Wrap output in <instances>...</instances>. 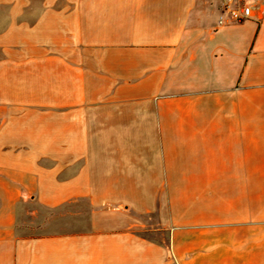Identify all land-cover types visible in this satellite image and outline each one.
Listing matches in <instances>:
<instances>
[{
  "label": "crops",
  "instance_id": "0c3cea01",
  "mask_svg": "<svg viewBox=\"0 0 264 264\" xmlns=\"http://www.w3.org/2000/svg\"><path fill=\"white\" fill-rule=\"evenodd\" d=\"M29 1L0 34V264H264V16Z\"/></svg>",
  "mask_w": 264,
  "mask_h": 264
},
{
  "label": "built area",
  "instance_id": "2783aa9c",
  "mask_svg": "<svg viewBox=\"0 0 264 264\" xmlns=\"http://www.w3.org/2000/svg\"><path fill=\"white\" fill-rule=\"evenodd\" d=\"M218 27L259 22L264 16V0H220Z\"/></svg>",
  "mask_w": 264,
  "mask_h": 264
},
{
  "label": "rangeland",
  "instance_id": "374dc122",
  "mask_svg": "<svg viewBox=\"0 0 264 264\" xmlns=\"http://www.w3.org/2000/svg\"><path fill=\"white\" fill-rule=\"evenodd\" d=\"M44 2V1H43ZM43 2L39 4L42 5ZM30 1L29 0H0V34L7 33L14 30V26L18 25L20 18H29L30 13ZM61 11V10H60ZM45 14L49 13V10H44ZM16 16H19L18 19H15ZM24 16V17H22ZM60 18H63V13L60 12L57 14ZM32 17V16H31ZM13 18L14 20H11ZM53 30H58L56 25H53ZM11 39H3L0 37V45H14L15 39L10 36ZM148 236V234H146ZM154 237V236H152ZM162 237L157 236V239L160 241ZM162 240H164L162 238Z\"/></svg>",
  "mask_w": 264,
  "mask_h": 264
}]
</instances>
